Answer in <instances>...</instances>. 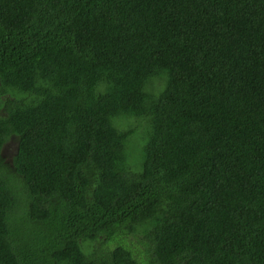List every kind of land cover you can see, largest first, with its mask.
Wrapping results in <instances>:
<instances>
[{"label": "trees", "instance_id": "obj_1", "mask_svg": "<svg viewBox=\"0 0 264 264\" xmlns=\"http://www.w3.org/2000/svg\"><path fill=\"white\" fill-rule=\"evenodd\" d=\"M0 264H264V0H0Z\"/></svg>", "mask_w": 264, "mask_h": 264}, {"label": "rangeland", "instance_id": "obj_2", "mask_svg": "<svg viewBox=\"0 0 264 264\" xmlns=\"http://www.w3.org/2000/svg\"><path fill=\"white\" fill-rule=\"evenodd\" d=\"M16 145L14 142H7L2 148V155L10 160L11 156L15 153Z\"/></svg>", "mask_w": 264, "mask_h": 264}]
</instances>
